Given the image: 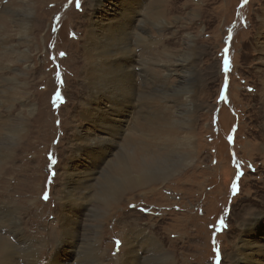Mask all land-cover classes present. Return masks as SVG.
Wrapping results in <instances>:
<instances>
[{
  "label": "rangeland",
  "instance_id": "obj_1",
  "mask_svg": "<svg viewBox=\"0 0 264 264\" xmlns=\"http://www.w3.org/2000/svg\"><path fill=\"white\" fill-rule=\"evenodd\" d=\"M131 1L134 38L141 35L139 26L150 22L144 41H131V50L140 53L134 76L138 93L155 96L153 90L166 79L177 84L178 75L167 76L160 65L166 54L192 58L194 111L191 118L189 104L178 108L182 115L174 111L183 121L176 125L177 135L163 142L183 163L164 181L125 191L120 203H99L94 191L109 162L133 122H141L156 105L140 102L133 108L138 104L134 98L119 145L107 142L90 152L95 144L91 136L110 138L114 132L97 130L86 120L92 98L84 83V36L91 23L119 17L123 0H0V39L5 41L0 43V72L6 68L2 74L16 78L4 86L0 80V90H14L0 97V120L7 125L0 126V147L8 148L0 165V201L14 210L20 228L19 239L11 235V242L40 247L53 230L60 236L59 189L69 180L65 166L73 155L70 144L76 142L81 146L76 160L90 180L82 190L87 194L84 209L76 207L69 217L87 242L97 231L100 264H120L131 249L145 260L157 248L170 264H232L242 249L247 264H263L264 0H177L169 8L168 0ZM157 17L168 26L157 29L151 23ZM22 19L29 28L25 39ZM99 101L106 110L105 98ZM89 129L93 132L86 133ZM73 133L87 142L74 140ZM106 154L105 160L99 157ZM58 236L52 234L50 244L41 247L44 263L55 251L72 256L70 245L59 244Z\"/></svg>",
  "mask_w": 264,
  "mask_h": 264
},
{
  "label": "bare ground",
  "instance_id": "obj_2",
  "mask_svg": "<svg viewBox=\"0 0 264 264\" xmlns=\"http://www.w3.org/2000/svg\"><path fill=\"white\" fill-rule=\"evenodd\" d=\"M175 1L177 0H168L166 6L169 8L168 4L171 6ZM133 2L131 0H123V10L119 13V17H114L111 20L108 18L105 21H109H104V24L96 25V22L91 23V26L85 32L83 43L84 69L88 75L84 83L89 96L92 98V103L88 104L86 108V120L93 126L98 125L96 127L97 130L101 128L102 131L103 129L105 130V133L114 132L113 137L110 138L96 133L91 136L95 140V144H93L90 152L94 153L95 148L97 152L98 148L96 146L100 149L107 142L112 147L119 145L118 139L125 135V125L128 123L127 117L132 114V100L134 98H137L138 104L133 105V108L140 105V102H142V106H146L150 102L156 103L153 110L151 108L148 114L139 118L142 120L141 122H133L131 134L129 133L126 136L120 151L109 162L107 166L108 172L102 178L100 177L102 182L94 191L95 196L93 192V196L104 206L120 203L121 195L127 190L138 189L148 184L164 181L175 172L176 168L183 162L177 157L179 153L175 152V150L166 149L163 142L166 138L177 135L176 125L183 121L175 118L174 111L182 115V111L178 112V110L181 107H186L185 104L190 105L187 108L188 110H186V114H191L190 118L194 111L192 96L195 90V80L193 81L195 72L191 55L169 53L166 54V60L160 61V65L164 67L167 76L171 73L178 75L176 85H169L168 82H165L167 81L166 79L153 90L156 91L155 96L151 94L145 95L144 92L142 94L138 93L142 92L140 91L141 89L139 91L136 90L134 76L137 75L136 69L138 68L135 62L136 57H139L140 53L137 55L135 51L131 50V41L134 38L131 22L135 18L134 15H136ZM167 10L169 11V9ZM157 18V22H151L157 29L160 30L168 26L167 20L161 17ZM147 23L150 22L139 26L141 35L139 33L136 34L135 40L144 41ZM19 26L23 32L21 36L25 39L29 28L27 25L24 26L23 19L20 20ZM0 43H5L2 37ZM139 69L140 72L144 71L143 66L139 67ZM5 70L7 69L5 68L0 72V80L3 86L16 80L15 77L9 78L3 75ZM3 88L0 90V97H8L11 91H14L6 90V87ZM261 91L264 108V80L262 81ZM102 96L105 98L106 106L108 107L106 110L103 109L104 107H100L99 100ZM124 108L130 110H125ZM99 122H102V125ZM185 123L188 124V122ZM185 123L184 125L186 126L187 124ZM0 126L6 128L7 125L0 120ZM9 132L13 134L12 130H9ZM85 132L92 133L93 131L89 129ZM13 135L17 136L15 132ZM73 138L74 140H79L80 143L88 139L76 133H73ZM80 147L76 142L70 144L73 155L68 158L69 162L65 166V173L69 176V180L62 183L59 189V192H62L60 204L63 209V212L58 216L60 236L55 235L54 230L50 233L54 235L55 239L58 236L59 244L66 242V244L70 245L72 256L62 257L58 251H55L44 263L41 256L43 255L41 250H44V248L41 249V247H47L50 244L51 235L45 239L42 238L44 243L40 247H35L31 241H23L21 244H18L19 242L16 244L12 243L10 236H14L17 240L19 235V217L15 215L14 210L9 208L5 201H0V264H21L19 261H23L22 263L24 264H100L98 262L100 252H98L99 249L95 245L98 244L95 243L97 231H93V237L89 240L90 242H87V235H84L83 232L80 234L77 228L78 223L69 217L70 213L75 212L76 207L84 209V199L87 194L82 190L87 187V183L90 180L86 179L84 170L79 168L80 162L76 160L78 154L75 152L81 150ZM110 152L111 149H109L108 154ZM7 153L8 148L0 147V165L2 160L6 158ZM106 156L107 154L99 157L105 160ZM95 157L97 158V156ZM144 240L147 242L146 238ZM242 246L245 247V245ZM51 248H53V241H51ZM157 250L156 253L151 252L153 256L147 255L146 258L143 257L145 260H142L141 256L131 249L124 254L120 264H170L168 255L161 253L159 248ZM243 250L245 249L239 252L238 257L233 258L232 264L249 263L248 259L243 256V253H245Z\"/></svg>",
  "mask_w": 264,
  "mask_h": 264
},
{
  "label": "snow or ice",
  "instance_id": "obj_3",
  "mask_svg": "<svg viewBox=\"0 0 264 264\" xmlns=\"http://www.w3.org/2000/svg\"><path fill=\"white\" fill-rule=\"evenodd\" d=\"M227 63H228V61L225 60V66H227ZM233 192H234V194H235V192H236V186H235V184L233 185Z\"/></svg>",
  "mask_w": 264,
  "mask_h": 264
}]
</instances>
